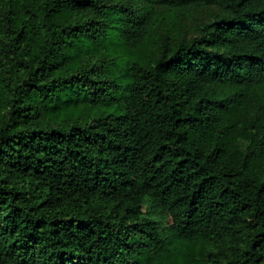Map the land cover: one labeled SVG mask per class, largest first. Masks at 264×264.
Masks as SVG:
<instances>
[{"label":"trees","instance_id":"trees-1","mask_svg":"<svg viewBox=\"0 0 264 264\" xmlns=\"http://www.w3.org/2000/svg\"><path fill=\"white\" fill-rule=\"evenodd\" d=\"M147 2L0 0V264H264V0Z\"/></svg>","mask_w":264,"mask_h":264},{"label":"rangeland","instance_id":"rangeland-1","mask_svg":"<svg viewBox=\"0 0 264 264\" xmlns=\"http://www.w3.org/2000/svg\"><path fill=\"white\" fill-rule=\"evenodd\" d=\"M141 2L142 5H146L149 7V3L147 2V0H141ZM214 10H216V8L211 6L197 13L185 14L180 10H169L166 8L156 7L154 10L158 17V23L156 26V37L160 40L162 38V35L170 34L173 38L177 40L182 37H190L192 35H195L199 27L204 22L209 21L211 19V13ZM148 52L149 54L151 53V55L154 53L153 50H148ZM262 92L264 93V89H262ZM262 118H264V115L262 116ZM242 121H244V119ZM234 139L238 140L241 144L245 146L255 148L256 154H259L261 152L260 150L256 149L255 144L249 143L248 145L249 141L239 136V134L234 135ZM262 162L263 158L261 156L260 158L256 159V165L259 166L262 164ZM151 202L152 201L150 199L146 200V214L149 216H155L157 219H160L161 214L158 215L157 213L152 211Z\"/></svg>","mask_w":264,"mask_h":264}]
</instances>
